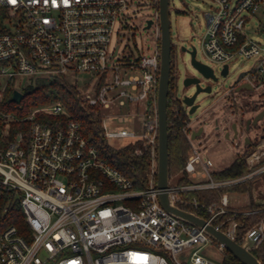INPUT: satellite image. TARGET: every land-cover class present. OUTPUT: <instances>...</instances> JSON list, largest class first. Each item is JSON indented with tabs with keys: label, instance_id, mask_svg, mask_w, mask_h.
Segmentation results:
<instances>
[{
	"label": "built area",
	"instance_id": "1",
	"mask_svg": "<svg viewBox=\"0 0 264 264\" xmlns=\"http://www.w3.org/2000/svg\"><path fill=\"white\" fill-rule=\"evenodd\" d=\"M208 5L203 11L207 30L200 42L205 57L223 66L227 64L228 69L229 60L236 54L254 58L243 79L231 82L222 94L236 108L238 85L246 82L250 85L247 88H264V21H257L256 34L249 31L253 28L251 19L264 17V0H209ZM128 7L129 0H16L15 3L0 0V8L7 13L0 29V123L5 116H11L10 121L29 123L25 128L12 129V122L6 131L4 125L8 120H5L0 130V198L5 193L13 196L4 211L17 198L26 225L21 230L11 223L0 231V264H221V260H214L201 250L212 241L221 250L224 245L214 240L203 226L173 214L160 201L159 12L157 6L151 17L156 33L153 52L134 61L127 58L118 61V47L111 49L110 44L116 24L122 23ZM130 68L140 71L121 75L122 69ZM81 71L102 77L94 93L80 89L85 102L103 113L107 140L144 139L142 143L150 153V168L143 186H136L104 157L100 148L83 134L78 119L62 118L64 106L60 101L34 107L25 117L1 107L7 86L4 76L8 81L21 73ZM111 74L114 82L106 80ZM118 86L121 87L114 92ZM115 98L121 107L145 103L141 116L143 132L138 134L130 125L111 124L115 115L116 121L125 122L132 113H104ZM234 122L238 129L234 135L239 137V123ZM190 134L187 130L191 147L184 167L191 181H172L170 175L171 200L194 212L205 209L206 218L217 228L224 229L227 221L224 230L238 237L236 212L231 210L228 191L222 192L217 202L202 203L195 195L186 193L229 187L264 173V135L256 140L250 135L245 137L246 151L241 154L248 165L245 174L215 179L213 160L204 159ZM234 142L238 144L239 140ZM135 152L142 154L144 148L138 144ZM229 212L230 217L215 222L218 215ZM261 222L252 226L242 239L255 234L259 243L264 237V215ZM183 251H187L185 260L177 256Z\"/></svg>",
	"mask_w": 264,
	"mask_h": 264
},
{
	"label": "rangeland",
	"instance_id": "2",
	"mask_svg": "<svg viewBox=\"0 0 264 264\" xmlns=\"http://www.w3.org/2000/svg\"><path fill=\"white\" fill-rule=\"evenodd\" d=\"M208 3L209 0H171L170 2L171 30L174 43V51L172 56V75L176 84L178 71L182 76L187 72L195 73V71L189 65V53L181 50L183 43L195 44L198 49L197 58L212 65L218 74H220V70L223 68V63L207 59L201 49L200 42L205 36L207 30L205 25L206 17L203 11L208 9ZM156 10L157 6L154 5L153 0H129V7L124 11L125 15L123 21L122 23L117 22L111 39V49L118 47L116 60L123 61L125 58H127L131 61H134L137 60L142 54H151L153 52L156 45L155 27L153 25L150 27H145V24L148 18L155 15ZM259 19L264 21L263 16L251 19L250 24L253 28L249 30L250 34H256L255 31L257 29V21ZM192 20L194 26L191 24ZM253 62L254 58L245 57L240 54L234 55L229 60L228 75L224 76L220 74V77L217 80L210 81L213 85L212 93H201V106H199V109L194 114H191L192 118H195L197 115H199V118L196 120L202 121L203 124L206 122L208 125H210L212 117L216 115L224 121L221 122L220 125L225 124L226 119L236 120L239 123V137L235 136L233 131L231 132V138H227L226 135H224L223 130H220V128L217 130L214 129L216 122H213L211 131L214 133L210 134L212 136L211 138H206L203 140H198L196 137L194 138V141L200 146L201 151L203 152L204 159L210 157L213 160L212 168L214 170L216 168L219 169L229 165L237 156L246 151V134H249L252 137V140L259 139L262 135H264V116L261 117L257 123H252L249 129L246 128V122L248 120L247 118L255 116L262 108H264V88L262 86H257L254 88L242 87L240 89H235V93L238 98L236 108L233 104L229 105L228 96H222L223 92L229 88L230 83L234 82V80L239 76V73L252 66ZM139 71L140 70L137 68H130L126 71L122 69L121 75L127 76L129 73H135ZM67 75L73 81L78 83L79 89L81 88L85 92L94 93L102 82V77L100 75L90 72H71ZM36 76L37 74L21 73L8 81L6 76L3 78L7 85L11 87V91L13 92L14 88L20 89L24 85L34 82V77ZM106 80L109 82H114L113 74L108 76ZM181 82L182 79L180 80V87L178 90L180 94L184 93V91L190 92L191 88H183ZM120 87L121 86L116 87L114 92H117ZM178 91L176 93H178ZM144 110L145 103L143 101H140L139 104L135 102L128 103L121 107L118 104V99L115 98L111 102L110 107L104 109V113L113 115L114 113H121V111H131L132 113L130 114L129 120L125 122H118L115 120L117 116L115 115L111 124L130 125L135 130V132L139 134L144 130L143 120L141 118ZM237 111H241L242 114L238 115ZM3 118L8 120V122L4 125L5 130L8 131L12 126L10 121L11 116H5ZM191 122L192 120H190L188 127H192ZM194 127L195 126H193L192 129ZM206 131L208 130L205 129V132ZM237 139L239 140L238 144L234 142ZM132 140H134L133 137H126L123 142H121L119 139H114L110 142L120 147L121 145L124 146L126 143H130ZM197 167L201 168L200 164H197ZM181 174L182 173L172 175V181H176ZM251 180L253 181V185L250 190L246 189L242 191H228V195L231 198V210L235 209V217L237 222V215L240 214L242 216H248L254 213L248 212L249 209H264V206L257 208L258 204L264 205V201L257 203L251 199V202H248L251 197L249 194L255 193L254 190L261 191L264 189V173L254 176ZM241 188L243 189V187ZM220 199L217 198L216 200L212 201L217 202ZM229 213L231 216V212ZM262 218L263 217L254 219L249 218L247 225L242 230L240 235L242 236L246 234L248 230L252 228V226L260 225L262 223ZM241 240L244 242L242 237ZM262 241H264V237L257 244L262 243ZM189 249L191 250L192 248ZM224 250H226L225 247L223 250H221L219 246H217V244L212 241L208 242V244L203 247L201 252L206 256L219 261L222 260V254ZM186 253L187 251H183L178 253L177 256L178 258L185 260Z\"/></svg>",
	"mask_w": 264,
	"mask_h": 264
},
{
	"label": "trees",
	"instance_id": "3",
	"mask_svg": "<svg viewBox=\"0 0 264 264\" xmlns=\"http://www.w3.org/2000/svg\"><path fill=\"white\" fill-rule=\"evenodd\" d=\"M154 5L158 6L157 0H153ZM7 16L6 10L0 8V29H3V20ZM172 75V71H171ZM1 88V82H0ZM24 94L20 102L11 100V87L6 86L3 92V99L1 101V107L6 111L14 113L16 116L25 117L34 107L49 104L52 102L60 101L64 106L62 112V118L68 119L74 117L79 120L81 130L83 134L97 147L100 148L104 157L113 165L118 167L124 173L127 174L135 183L136 186H143L146 182L147 172L150 168V153L144 147V139L136 138L130 143H126L122 147H118L112 144L104 135L102 126V113L99 108L98 111L94 110L92 106L88 105L82 97V93L79 89L77 82L73 81L66 73L62 72H45L37 74L34 77V82L24 85L20 88ZM177 84L173 79V75L169 87L168 97V123H169V157H170V175L179 174L177 179L180 182L191 181V177L185 171V162L190 153V138L187 136V130L190 129L188 124L190 117L187 113L185 106L181 104L178 99V93H176ZM0 130L5 124V120L1 121ZM12 129H17L21 126L27 127L29 123L27 121H12ZM141 145L144 148L142 154L135 152V146ZM248 170V165L245 163L243 155L237 156L231 164L222 169H216L213 171V177L216 179L232 178L245 174ZM253 181L248 179L242 183H236L232 186H218L217 188H201L197 190L188 191V196L195 195L199 201L209 202L212 200L220 199V195L224 191H242L251 189ZM243 187V189L241 188ZM248 190V191H249ZM12 194L5 193L0 198V231L11 223H16L21 230L26 228L24 222V214L19 206V201H11L9 210L4 211L5 205L9 199H12ZM264 205H257V208ZM264 210V209H263ZM257 210L252 215L242 216L237 215L238 219V240H241L242 230L247 225L248 219H254L263 217L264 211ZM195 212L201 216H208L205 209H195ZM230 213L220 214L215 219L218 220L227 218ZM227 221L222 226L226 229ZM253 253L264 262V241L251 248ZM221 264H243L238 258L233 256L227 249L222 254Z\"/></svg>",
	"mask_w": 264,
	"mask_h": 264
},
{
	"label": "water",
	"instance_id": "4",
	"mask_svg": "<svg viewBox=\"0 0 264 264\" xmlns=\"http://www.w3.org/2000/svg\"><path fill=\"white\" fill-rule=\"evenodd\" d=\"M170 2L171 0H158V12L159 22L161 27V38H160V74L159 84L157 92V114H158V169H157V187L160 189V201L162 205L167 208L173 214L188 220L198 226H203L208 233L217 242L219 241L224 247L238 258L243 264H264V262L257 257L251 248L257 244L255 240V234H252L241 242L237 236H230L224 229L217 228L211 221L205 216L194 212L190 209H185L176 203H173L168 191L169 180H170V157H169V123H168V97L169 87L171 82V71L173 67L172 55L174 51V43L172 39L171 30V14H170ZM153 22V18L146 20L145 27H150ZM192 24V21H191ZM181 50L188 52L190 55L189 65L195 71V73H184L183 76L178 71L177 78V91L180 87V80L182 79L181 85L184 87H190L191 91L181 93L178 91V98L183 106L186 107L187 113L190 120L198 119L199 115L195 118L191 117L201 106V93H212V83L210 81L217 80L220 74L228 75V65L225 64L218 74L209 63L197 58V46L195 44H182ZM246 70L241 71L239 76L234 82H240L245 76ZM250 85L248 83H241L237 86V89ZM24 92L19 88H14L11 100L20 102ZM264 116V108L261 109L255 116L247 118L246 128L249 129L252 123H257L261 117ZM217 124L215 128H219ZM234 133H237V122L232 123ZM204 129V125L200 127V132ZM193 136V135H192ZM227 138L231 136L226 134ZM249 137L247 138V140ZM238 233V229H237Z\"/></svg>",
	"mask_w": 264,
	"mask_h": 264
},
{
	"label": "crops",
	"instance_id": "5",
	"mask_svg": "<svg viewBox=\"0 0 264 264\" xmlns=\"http://www.w3.org/2000/svg\"><path fill=\"white\" fill-rule=\"evenodd\" d=\"M214 120H216V121H214ZM213 122H216V125H215V127L217 126V124L220 126L219 128H220V130H223V132H224V135H226V134H230V136H232L231 135V132H233V129L231 128V124L234 122V120H227L226 119V121H225V124H223V125H220L221 124V122H224L223 120H221L217 115L216 116H214V117H212V119H211V121H210V125H208L206 122L203 124L202 123V121H198V120H192V122H191V126L193 127V126H195L193 129H192V127H190V135L192 136V139L194 140V138L196 137V138H198V140H203V139H206V138H211L212 136L210 135V134H212V133H214V132H212L211 131V129H212V127H213ZM202 125H204V129L200 132V127L202 126ZM214 127V129H219V128H215ZM205 129L206 130H208V131H206L205 132ZM209 130H210V133H209ZM246 135H249V134H246ZM248 138V137H247ZM247 138H246V141H248L247 140ZM197 140V141H198ZM195 142V141H194ZM196 143V142H195ZM231 164V163H230ZM228 165H226V166H224V167H222V168H225V167H227ZM222 168H219V169H222ZM217 169V168H216ZM215 169V170H216ZM201 177L200 176H198V179H200ZM258 187V186H257ZM254 192L255 193H251V194H249V196H251L250 197V200L248 201V202H251V199H253L254 201H256L257 203H260V201H264V189L263 190H261V191H257V190H254ZM230 202H231V198H230ZM232 207V206H231Z\"/></svg>",
	"mask_w": 264,
	"mask_h": 264
},
{
	"label": "snow or ice",
	"instance_id": "6",
	"mask_svg": "<svg viewBox=\"0 0 264 264\" xmlns=\"http://www.w3.org/2000/svg\"><path fill=\"white\" fill-rule=\"evenodd\" d=\"M12 2H13V3H15V2H16V0H12Z\"/></svg>",
	"mask_w": 264,
	"mask_h": 264
},
{
	"label": "flooded vegetation",
	"instance_id": "7",
	"mask_svg": "<svg viewBox=\"0 0 264 264\" xmlns=\"http://www.w3.org/2000/svg\"><path fill=\"white\" fill-rule=\"evenodd\" d=\"M173 56V55H172ZM179 99V98H178ZM179 101H180V99H179Z\"/></svg>",
	"mask_w": 264,
	"mask_h": 264
}]
</instances>
